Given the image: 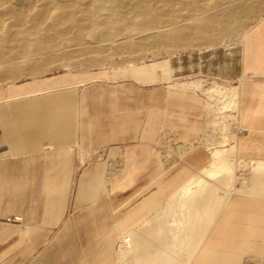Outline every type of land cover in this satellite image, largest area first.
<instances>
[{"label":"crops","instance_id":"obj_1","mask_svg":"<svg viewBox=\"0 0 264 264\" xmlns=\"http://www.w3.org/2000/svg\"><path fill=\"white\" fill-rule=\"evenodd\" d=\"M194 71L236 86L234 156L264 162V17ZM189 75L60 72L0 87V264H264V194L230 193L199 245L198 218L171 225L211 158L205 96L170 85Z\"/></svg>","mask_w":264,"mask_h":264},{"label":"rangeland","instance_id":"obj_2","mask_svg":"<svg viewBox=\"0 0 264 264\" xmlns=\"http://www.w3.org/2000/svg\"><path fill=\"white\" fill-rule=\"evenodd\" d=\"M224 1H228V3H224ZM150 2L154 3L151 0ZM189 6L191 7V5L186 6L188 7L187 9H189ZM143 9L144 7H141L140 11L146 14L147 11ZM182 12L183 10L180 12L175 11L171 12V14L176 15ZM197 13L198 16H190L187 20L188 24L186 23V25H179L177 27L168 22L165 26H149L150 28L148 30L158 27H166L169 29L171 26H175V29L178 28L177 32L181 33L178 38L174 39L164 40L160 36L151 37L150 34L147 36L141 35L140 37L137 35V37L122 38L121 40H124L128 44L126 46L104 50L100 45L96 47L90 45L88 41L89 37L84 35V32V34L74 37V40H68L72 42L78 41L82 46V51L85 52L81 58L76 60H58L60 50L65 48V44L68 43L66 39L60 38L63 36H58L53 40L43 41L38 44L40 46H37L36 51H33L30 47L23 48L19 50L17 57L12 54H5L0 58V62L6 60L3 63L6 66V70L0 74V87L14 83L19 84L33 78L60 72H89L104 76L106 80L110 81L134 79L141 83L169 80L172 76L178 77L183 73H189L190 75L185 77V79H174L170 85L188 89L192 92L199 91L205 96V126L202 141L208 147L211 157L213 150L232 146L230 140L232 127L235 123L236 116L234 112L236 109L230 111L228 109H222V106H224L223 104L227 105L232 100V94L234 97L237 96L236 88H234L236 86L213 78H207L206 80V77L204 78L198 76V74H193L195 72L194 69L198 66L202 54L205 55L218 47L223 48L224 44L234 40L240 44L244 32L255 21L264 17V0H246L245 4H240L238 0H223V4H220L218 7L204 12L197 11ZM119 16L122 18L121 21L124 22L126 20L136 21L138 18V16L132 17L128 12L123 16ZM124 30L123 37H125L126 32H129V30ZM169 30L168 32L171 33V29ZM85 42L87 44L89 43L88 46ZM62 43L63 45H61ZM42 49L45 54L42 53ZM50 54L52 58L48 56ZM44 55H46V58H44ZM18 57H21L23 60L18 61ZM9 67H11V71L7 70ZM189 83H195L196 85L189 87ZM211 90H214V93H210L209 91ZM216 91L223 93H219L218 96L215 93ZM185 148L184 146L183 150ZM164 157L166 158L165 155ZM249 164V161L236 158L233 169L229 173L230 183H226V185L222 184L225 175L219 176L220 181L217 182L219 183V187L212 194L215 202L209 204L213 209L217 211L218 206L219 211L226 197L234 191L264 194V171L254 172L253 166ZM232 171H234V175ZM204 179L208 181L207 178ZM199 190L200 188L198 189V199L206 195L205 190ZM185 209H183L185 214L190 215V211L186 212ZM188 225L186 226L188 227ZM125 238H128V241L121 244L118 250L124 246H128L130 242L129 237L124 236L121 241H124ZM199 242L200 237H198V245Z\"/></svg>","mask_w":264,"mask_h":264},{"label":"bare ground","instance_id":"obj_3","mask_svg":"<svg viewBox=\"0 0 264 264\" xmlns=\"http://www.w3.org/2000/svg\"><path fill=\"white\" fill-rule=\"evenodd\" d=\"M151 1H154V3H151L150 0H0V58L5 54H12L17 57L19 50L23 48L30 47L33 51H36L37 46H40L38 44L43 41L63 36L60 38L66 39L68 43L65 44V48L60 50L58 60H76L81 58L85 52L82 51V46L78 41L72 42L68 40L73 39L77 35H82L84 32V35L89 37L90 45L95 47L100 45L104 50L126 46L128 44L121 39L130 38L131 36L137 37V35L140 37L141 35L147 36L150 34L151 37L160 36L164 40L174 39L178 38L181 33L177 32L178 28L175 29V26L186 25L191 15L198 16L197 11L204 12L223 4V0ZM238 1L240 4L246 3V0ZM224 3H228V1H224ZM188 5H191L189 9L186 7ZM141 7H144L143 10L147 11L146 14L140 11ZM182 10L183 12L180 14H171V12H180ZM127 12L132 17L138 16L137 20L127 21L124 16L126 22L121 21L122 18L119 15L123 16ZM181 21L182 23L180 24ZM168 22L175 25L169 28L172 31L171 33L168 32L170 30L166 27L148 30L149 26H165ZM124 29L129 30V32H126L125 37L122 36ZM42 53L45 54L44 50ZM44 56L46 58V55ZM48 56L51 57V54ZM17 60L22 61L23 59L18 57ZM4 62H0V74L6 70ZM7 70L11 71V67L7 68ZM194 85L196 84H188L189 87ZM209 92L214 93V90ZM215 93L219 96V93L223 92L216 91ZM223 105L222 109L235 110L237 107V96L234 97L232 94V100L227 105ZM235 160L233 146L213 150L209 165L200 172L199 176L189 179V182L181 188L176 196L178 200H183L180 206L186 207V212L190 211L192 216L198 218L196 229L198 228V237L200 239L204 238L218 213V206L216 211L209 204L215 202L212 194L219 187V183H217L220 181L219 176L225 175V181L223 180L222 184L230 183L229 173L233 169ZM249 165L253 166L254 172L264 171L263 161L251 162ZM232 172L234 175V171ZM204 178H207L208 181ZM199 188V191L205 190L206 195L198 199ZM198 207L200 208L199 210ZM189 217L190 215L183 221L174 219L171 225L179 229L184 228L188 224L190 226ZM193 227H195L194 223Z\"/></svg>","mask_w":264,"mask_h":264},{"label":"built area","instance_id":"obj_4","mask_svg":"<svg viewBox=\"0 0 264 264\" xmlns=\"http://www.w3.org/2000/svg\"><path fill=\"white\" fill-rule=\"evenodd\" d=\"M238 45H239L238 42H236V40H234V41H231L227 44H224L223 49H225V50L233 49V48H236ZM127 239L128 238H125L124 241H121V243H119L118 245L120 246L121 244L126 243Z\"/></svg>","mask_w":264,"mask_h":264}]
</instances>
